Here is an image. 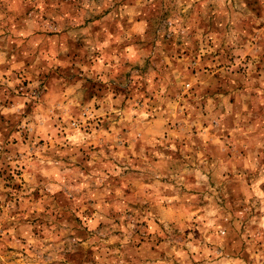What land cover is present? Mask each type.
<instances>
[{
	"label": "rangeland",
	"instance_id": "rangeland-1",
	"mask_svg": "<svg viewBox=\"0 0 264 264\" xmlns=\"http://www.w3.org/2000/svg\"><path fill=\"white\" fill-rule=\"evenodd\" d=\"M264 0H0V264H264Z\"/></svg>",
	"mask_w": 264,
	"mask_h": 264
},
{
	"label": "crops",
	"instance_id": "crops-1",
	"mask_svg": "<svg viewBox=\"0 0 264 264\" xmlns=\"http://www.w3.org/2000/svg\"><path fill=\"white\" fill-rule=\"evenodd\" d=\"M264 158V157H263ZM261 175H262V180H264V164H263V166L261 167Z\"/></svg>",
	"mask_w": 264,
	"mask_h": 264
}]
</instances>
